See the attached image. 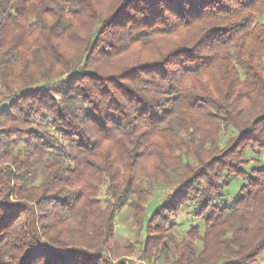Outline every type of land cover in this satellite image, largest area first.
<instances>
[{"label":"trees","instance_id":"obj_1","mask_svg":"<svg viewBox=\"0 0 264 264\" xmlns=\"http://www.w3.org/2000/svg\"><path fill=\"white\" fill-rule=\"evenodd\" d=\"M0 96V264H112L128 200L144 253L176 241L169 264L264 250V164L242 168L264 150V0H0ZM224 175L243 183L219 205ZM157 184L173 191L146 216ZM192 202L204 234L178 242Z\"/></svg>","mask_w":264,"mask_h":264},{"label":"rangeland","instance_id":"obj_2","mask_svg":"<svg viewBox=\"0 0 264 264\" xmlns=\"http://www.w3.org/2000/svg\"><path fill=\"white\" fill-rule=\"evenodd\" d=\"M56 90L59 92L62 90V86H59ZM55 98L58 101L60 100L58 93L55 94ZM6 104L7 102L3 101L0 104V108ZM44 117V119L38 118L40 128L49 129V132L57 136L49 124V116L44 115ZM9 146L10 149L16 153L29 148L22 135L12 136L9 141ZM220 146H223V144H220ZM50 151L53 154H48L45 156V158L48 160H53L52 158L56 154V151L52 149H50ZM246 159L247 160L245 161L244 166H242V168L246 170H250L254 165L257 166L258 163L264 164V150L252 155L247 154ZM40 178V173H37L35 176H33L32 182L37 183L39 182ZM222 179L232 180L225 189V200H216V204L219 205L232 203L237 197L240 185L243 183L240 177L233 175H224L221 180ZM172 191L173 188L171 187L165 189L161 186V184H157L155 186V191L148 197L147 202H149V207L147 209L146 216H150L158 203L162 202L164 198H167L172 193ZM98 197L102 203H106L107 199L109 198L105 185L101 186ZM133 198H135V196ZM130 202L131 201L129 200L126 201L123 207L116 214L113 239L109 242L110 249L105 254L106 259L112 264L118 262L122 264H167L168 262H172L171 260L175 257V250L173 249V246L176 241L172 242V246L170 241L168 242V250L162 249L159 245H156V248H153L147 254L142 251L145 229L143 231L142 226H140L141 222H136L134 211H132L131 207L129 206ZM195 214H198L197 202L184 204L176 215H171L169 217L167 214L169 220L164 233H172L175 237V240L179 242L185 238L184 234L186 231H188L193 226H199L200 231L198 229L197 230L200 235H203L205 231V229H203L204 223L201 220V217ZM150 235L157 237V232L155 230L151 231ZM196 245L201 246V243L196 242ZM248 264H264V250L256 257L253 262Z\"/></svg>","mask_w":264,"mask_h":264}]
</instances>
